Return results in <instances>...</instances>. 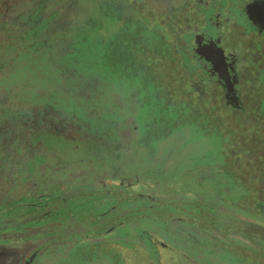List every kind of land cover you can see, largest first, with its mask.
Listing matches in <instances>:
<instances>
[{"label": "flooded vegetation", "instance_id": "1", "mask_svg": "<svg viewBox=\"0 0 264 264\" xmlns=\"http://www.w3.org/2000/svg\"><path fill=\"white\" fill-rule=\"evenodd\" d=\"M11 1H15L14 5L12 7L10 2L6 5L2 14L5 27L0 29V60L3 58L0 61V101L6 102L5 105L12 99V62H18L17 71L24 75L29 68L28 62L35 64L40 61L46 68L50 67L57 83L56 92L58 82L67 73L64 70L69 71L71 68L79 69L87 77L84 78L89 80L99 76L104 79V83L116 85L118 89L127 85L128 89L133 90V96L136 94L135 87L128 85V81L148 75L155 96L153 100L159 110L173 112L178 118L177 122L183 116L188 117L189 121L194 120V117L203 112L201 115L219 124L218 134H226V129L221 130L220 127H228L229 130L236 124L244 125L248 121L257 120L258 115L255 113L259 111L258 99L264 96V0H90L87 6L80 4L79 0H63L62 5L66 4L63 7L73 1L74 5L90 7L96 11L95 17L98 13L104 18L109 17L112 21L119 22V27L110 37L102 39V56L107 64L105 74H98L99 60L81 44L83 40L85 43V38L80 40L79 46H75L54 28L48 35L52 43L49 50L39 44L41 51L39 55H34L36 58L28 56L26 51H20L15 60H12L13 45H25L28 41L44 39L43 33L60 16L61 6L55 0ZM30 3L34 6L28 7L27 4ZM26 7L30 9L27 14ZM148 26L154 28L150 31L152 37L156 34L158 36L150 45L138 36ZM66 39L68 42L65 44L62 41ZM167 40L176 49L172 51L178 57L180 52L183 53L186 61L182 62V57L177 61L157 54L162 44H168ZM99 41L100 36L91 39L93 45H98ZM137 45L144 47L145 51L140 54L135 48ZM2 69L7 72L2 73ZM157 69L164 72L159 74ZM169 75L177 82L174 87L178 91L176 96L169 93L165 79ZM154 120L151 121L152 125L146 123L149 119L141 120L139 128L142 129V137L139 138L138 126H133L130 133L133 135L131 143L134 149L138 150L139 142L145 139L165 138L162 142L166 145L168 132L164 128V131L162 128L159 131L153 129ZM158 120L165 124L163 117ZM7 131L11 133L6 121L0 118V146L7 144ZM44 133L47 135L49 132ZM262 133L264 136V132ZM33 137L28 143L21 140L24 149L17 156L5 148L4 151L0 150V229H5L3 225H6L17 229L16 233L21 234L28 228L41 227L29 226L39 221L27 219V216L43 209L58 213L67 198L84 196L83 200L86 202L87 198L95 196L94 202L98 203L102 199L106 202L98 204V213L84 222L90 227V231L82 230V240L72 243L69 248H54L50 252L43 244H53L51 238L25 235L12 237L7 236L5 230L0 231V264H218L199 258V255L208 253L203 245L185 241L178 234V229L171 227L184 222V217L168 215V228L156 221L161 215L154 214V211H162L157 208L156 202L162 199L149 193L125 188L54 189V194L48 195H44L42 190L35 191L37 183H32L33 179L26 175L35 170L33 164L43 158L44 152H33L34 145L40 142L36 140L33 143ZM12 147L13 144H10L9 149ZM31 153L37 157L34 161L25 164L19 161L21 157L28 159ZM21 172L26 175H21ZM55 176L53 174L50 184L57 182ZM28 184L31 189H27ZM50 200L52 205H48ZM4 203L15 208L4 213ZM29 204L35 209L27 210L25 205ZM122 207L127 208L126 212L120 211ZM141 208H145L144 212L154 213L147 219H140ZM128 211H131V216ZM147 223L157 229V234L143 230ZM78 227L84 229L79 223ZM92 227L97 230L92 231ZM100 229H104L107 234L116 231V234L109 238L103 237ZM11 243L15 245L11 246ZM32 243L37 245L32 247ZM183 243H189V248L196 255L184 251L180 247ZM75 244L80 246L76 247ZM222 254L232 261L228 264H251L252 261L247 251L237 260Z\"/></svg>", "mask_w": 264, "mask_h": 264}, {"label": "rangeland", "instance_id": "2", "mask_svg": "<svg viewBox=\"0 0 264 264\" xmlns=\"http://www.w3.org/2000/svg\"><path fill=\"white\" fill-rule=\"evenodd\" d=\"M55 1L61 6L60 16L55 20L54 25L43 33L44 39L28 41L25 45L23 43L19 46L13 45L12 60H15L16 54L20 53V51H26L27 55L31 57L39 55L41 51L39 44L49 50L52 43L48 35L50 36L51 30L54 28L57 31L59 30L58 34H63L66 38H69L71 44L75 46H79L80 40L85 38V43L83 40L81 44L85 45L89 54L91 53L99 60L97 65L98 74H105L107 64L102 56L104 54L102 39L110 37L111 33L119 27V22L112 21L109 17L104 18L98 13L95 17L96 11H93L90 7L85 8L77 4L74 5L73 1L65 7L63 6L66 4L62 5L63 0ZM79 1L83 6H87L90 0ZM27 6L32 7L34 4L30 3ZM26 10L27 12L25 13H29L30 9L26 7ZM149 27L151 26H148V29L138 34L148 45H150V42L155 41L154 38H158L157 34L152 37L150 31L154 30V28L153 26ZM95 36H100L98 45L91 43V39ZM62 42L66 44L68 41L66 39ZM167 42V45L162 44L157 54L161 57L164 55L172 57L177 61L182 57V62L186 61L183 53H179V58L178 54L172 51L176 49L171 46L169 40ZM135 48L140 54L145 51L144 47L138 45ZM91 59L90 57L89 60ZM0 61H3V58ZM17 63V61L12 62V71L10 70L13 78L12 83H14L10 91L12 99L6 106L4 103L3 106L0 104V118L6 121L10 131L16 132L19 129L24 131V136H22L24 142H30L31 137L37 135L33 137V143L36 140L40 142L36 144L33 152L36 151L40 154L44 152L43 158H40V161L38 159L37 162L35 161L33 164L35 170L30 171L27 175L25 172H21V175L31 177L33 179L32 183L36 182L38 185L35 191L42 190L44 195L54 194L56 189L64 191L67 189L93 190L94 187L114 190L125 186L126 189L149 193L158 199L199 196L209 191L217 192L218 194L226 192L228 194L222 197L224 201H229L237 195L236 191L227 189L214 191L204 188L203 184H205L206 180L203 179H205V174L192 171V159L202 156L206 146L209 148L214 146L213 149L218 157L217 161L228 163V161L233 159V155L223 149V142L229 143L230 148L234 144L236 145L238 141L242 143V138L245 140V132L247 133V131H250L251 140L259 142L258 145L262 148L264 147V136H262V132H264V96L258 99L257 106L259 111L255 113V115H258L256 117L257 120L246 122L243 125V132L240 134L238 141H235V138L229 135L228 127H220L222 128L221 130L226 129V134H202L199 128L205 125L204 123L207 119L206 116L201 115L203 112L198 117H194V120L189 121L188 117L183 116L177 122L178 118L173 112L166 113L165 109L159 110L157 103L153 100L155 96L153 95V88L150 85L148 75H143L141 79L131 78L128 81V85L135 87L136 94L133 96V90L128 89L127 85L118 89L116 85L104 83V79L99 76L89 80L86 79L85 75H82L79 69L75 68L74 70V68H71L69 71L64 70L67 73L64 79L61 78L58 82V92H56L57 83L53 78L54 75H52L50 67L46 68L40 61L35 64L28 62L29 68L22 75L17 71ZM160 69L156 70L159 74L164 72ZM4 71L7 72V70L2 69V73ZM194 77L197 76L194 75ZM165 79L168 82L169 93L176 96L178 91L174 88L177 85L175 78L169 75L168 77L165 76ZM262 84L264 90V83ZM2 107L5 109H1ZM2 111L3 113H1ZM162 117L165 120L164 125L158 120ZM145 119H149L146 123L151 125L152 119H155L152 128L156 129V131L164 128L168 132V140L165 142V146L162 141V144L159 141L157 144L159 143L160 145L155 147V141L153 140L147 145L148 149H155V157L152 158V162L148 166L144 165V163L140 164L139 156H134V153H138V150L132 147L131 137L133 135L130 133L133 126H138L137 137H142V129L139 127L141 120L144 121ZM155 124L158 126L155 127ZM196 125L198 127H195ZM216 127H219V124ZM245 129L246 131H244ZM44 132H51L53 136H50L49 140H47ZM43 142L49 145L53 144L56 148L53 153L43 150L45 147ZM74 145L77 150H72ZM180 146L181 148L178 149ZM127 155L130 156L129 160L131 156H134L132 159L136 165L134 164V167L130 168L131 170L127 169V166L122 162L125 160L122 158H126ZM34 158L37 157L30 154L28 159L27 157H21L19 161L25 164L26 162L34 161ZM19 161L18 163H20ZM55 162H59V166L63 169L73 168V170L70 172L68 170L56 172L54 173L56 175L54 178L58 183L50 184V182H45L44 184L43 181H46L44 176L48 177V172H45L43 166ZM76 162H78L77 166ZM193 178L201 184V189L192 190L190 186H187L189 179ZM218 178L224 179L226 177L221 175ZM44 198L48 197L44 196ZM68 199H66L64 206L59 208L58 213L52 212L50 209H43L27 216V219L39 221V223L35 224L28 223L29 226L39 225L41 227L28 228L24 233L20 234L16 233L17 229L3 225L5 229L2 228L0 231L5 230L7 236L10 235L12 237L25 235L28 237L39 236L41 239L42 237L51 238L50 240L53 241V244H43L45 248H49L48 251L50 252L54 248H69L72 243L82 240V235L74 231L78 223L84 228L82 229L83 231H90V227L85 225L84 222L88 217H94L99 211L98 204H102L106 200L102 199L98 203L94 202L95 196H90L86 202L83 200L84 196ZM217 207L224 213L237 217L238 220L249 222L248 232H259L258 234L264 236V229H258V225H263L264 227L263 221H256L245 214L225 208L220 204ZM126 210L127 208L125 207L120 209L123 212H126ZM128 212L129 216H131V211ZM91 230L95 231L97 228L92 227ZM101 230L103 231L101 234L103 237L109 238L116 234V231L107 234L104 233V229ZM143 230L157 234V229L152 224L148 225L147 223ZM185 230L187 231L188 229L185 228ZM203 237V235L196 238L191 237L189 242H194V244L203 243ZM238 241L248 245V242H244L242 239H238ZM14 245L11 243V246ZM36 245L31 244L32 247ZM75 245L76 247L80 246L79 244ZM188 245L189 243H183L180 247L195 256L196 254ZM198 257L207 260L208 263L228 264L232 262L218 251L214 253L205 252L203 256L199 255Z\"/></svg>", "mask_w": 264, "mask_h": 264}, {"label": "trees", "instance_id": "3", "mask_svg": "<svg viewBox=\"0 0 264 264\" xmlns=\"http://www.w3.org/2000/svg\"><path fill=\"white\" fill-rule=\"evenodd\" d=\"M9 2L13 7L15 1L0 0L1 30H3L5 27L2 14H4L5 7ZM3 103L5 104L6 102L0 101V104L2 106L4 105ZM204 124L205 125L202 126L203 129H199L200 132L203 131L204 135L218 134V127H216V122L206 119V122ZM242 128L243 124H236V126H233L228 130L229 135H232V137L235 138V141H238L240 134L243 132ZM244 131H246V129ZM23 132L24 131L19 129L16 132H8L11 135L6 133L5 141H7V144L3 143L0 146V150L4 151L5 148L6 150H8V152H11L16 156L17 154L23 152L24 148L22 147L21 143L22 136H24ZM245 135L246 138L245 140L242 138V143L238 141V143H236V145L234 144L231 148L229 143H226L225 141L223 142V149L227 153L233 155V159L231 161H228V163H220L217 161L218 157L216 156V151L213 149L214 146H212L211 148L206 146L202 152V156H198L195 159H192L193 161L191 162L193 172L195 171L205 174V179H203L206 180L205 184H203L204 188H209L210 190L212 189L214 191H217L218 189H227L229 191L235 190L237 195L234 196V199L231 198L232 200L224 201L222 196L228 193L222 192V194H218L217 192L212 191L206 192L205 194L199 196H181L178 199L175 198L177 199V201L171 200L173 198L162 199L156 202L158 204L157 208L161 209L162 211L156 212L158 210H155V213H153H159L161 215V218L156 219V221L162 222L161 225L165 228H168L170 225L168 224V215L172 214L184 217V222H182L181 224H177V226L171 227H173L174 229H178V234L180 235V237L187 242L190 241L189 239L191 237L196 238L197 236L203 235V243L200 244L203 245L205 251H208L209 253L218 251L224 253L227 256H230L232 259L237 260L240 259V256H243L242 254L244 253V251H247L251 255V264H264V236L262 234H258L259 232H248L247 228H249V222L238 220L237 217L228 215L219 210L217 207V205L220 204L225 208L233 209L238 213L245 214L256 221L264 222V148L258 145L259 142L250 139V131H247V133L245 132ZM50 136H53L51 132L46 135V139L49 140ZM154 139L155 140L145 139L139 142L137 147L139 152H135L134 156H139L138 159H140V164L144 163V165L148 166L152 162V158L155 157V149H148L147 145L151 142V140H153L155 141L156 147L162 144L160 142L163 139ZM157 142H159L160 144H157ZM10 144H13L11 150L9 149ZM43 144L45 145L43 150L46 152L53 153V151L56 149L53 144L49 145L46 142H43ZM34 146L36 147V145ZM73 149L77 150L75 145L73 146L72 150ZM34 153H36V151ZM134 156H131L130 160L129 155H127L126 158H122L125 159L122 162H124V164L127 166V169L129 170L134 167L135 162L132 159L134 158ZM78 162L80 163V161ZM78 162H76V166ZM59 165V162H55L43 166L45 172H48V177L46 175L44 176L46 183L49 182L52 178L53 175L51 174L65 170H68V172L73 170V168L63 169ZM82 166L84 165L82 164ZM221 175L226 178H218L221 177ZM187 186H190L192 190L201 189V184H199V182H197L195 178L191 180L189 179ZM31 188V185L28 184L27 189ZM122 188H125V186H123ZM93 189L97 188L93 187ZM52 204L53 202H51L50 200L48 202V205ZM3 205L5 206V208H3L4 213H7L11 209L15 208L11 207V205H9L8 203H4ZM25 206L27 210L34 208L33 206H30V204ZM144 210L145 208H141L139 210L140 219H147L153 215V213H147L144 212ZM127 217L128 216H126V218ZM185 228H187L188 230L186 231ZM258 229L263 230V225H258ZM189 230L190 232H188ZM74 231L80 233V235H83L84 233L78 226L75 227ZM238 239H242V241L248 242V245L240 243Z\"/></svg>", "mask_w": 264, "mask_h": 264}]
</instances>
